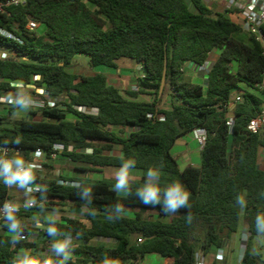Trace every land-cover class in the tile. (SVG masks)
Masks as SVG:
<instances>
[{
	"label": "trees",
	"instance_id": "16d2710c",
	"mask_svg": "<svg viewBox=\"0 0 264 264\" xmlns=\"http://www.w3.org/2000/svg\"><path fill=\"white\" fill-rule=\"evenodd\" d=\"M190 4L195 12L186 0H29L0 14V29L8 34H0V47L14 56L0 59V97L15 92L12 82L23 80L43 91L37 95L44 102L28 111L39 119L25 117L11 129L0 130V145L28 161L32 151H44L40 160L44 168H52L53 146L63 145L59 155L85 174L78 179L36 174L35 184L47 187L45 206L67 202L75 209L82 208V201L77 189L67 185L82 181L92 188L89 207L97 214H86L89 226L76 219L55 224L80 241L73 253L85 254L89 264H102L105 257L116 264H139L147 254L172 258V264H198L199 254L226 245L241 218L250 235L239 264H257L250 243L256 236L255 217L264 213V170L259 167L264 132H249L247 125L264 105V91L255 88L263 78L264 58L254 38L226 17L228 11L214 12L202 0H190ZM28 20L44 25V34L28 31ZM213 50L218 54L204 83H192L184 66L204 64ZM77 54L87 57L91 69H116L118 60H132L142 73L137 90H123L103 73H73ZM165 88L169 89L167 108L160 106ZM141 94L152 96V101H139ZM236 94L240 101L232 103ZM48 100L54 102L53 107L47 105ZM80 108H95L97 113ZM14 111L11 106L8 114ZM229 115L231 128L226 126ZM7 117L0 116V121ZM196 128L206 131L200 164L180 170L171 149ZM17 137L19 144L13 143ZM114 148L137 161L133 170L139 176L133 179L131 195L113 191L115 179L89 176L120 167L119 155L108 154ZM158 165H163L162 186L179 181L187 188L189 208L169 215L162 205L146 206L136 197L147 170ZM240 194L247 201L242 211L236 203ZM33 196L40 202L39 192ZM9 200V190L0 183V207ZM116 204L124 206L125 214L108 220L106 212ZM147 212L157 217H143ZM6 230L1 224L0 263L8 264L13 251L3 247ZM94 238L113 240L115 246L90 243Z\"/></svg>",
	"mask_w": 264,
	"mask_h": 264
},
{
	"label": "clouds",
	"instance_id": "9594fccd",
	"mask_svg": "<svg viewBox=\"0 0 264 264\" xmlns=\"http://www.w3.org/2000/svg\"><path fill=\"white\" fill-rule=\"evenodd\" d=\"M11 87L15 89L14 93L9 94L8 102L15 109L14 115L27 113L33 108L40 107V102L37 101L31 94V85L25 84L23 80L12 82ZM21 139L16 138L13 143L19 144ZM9 149L0 147V183H3L8 188H17L22 190L26 197L24 206L27 208L38 206L44 210L43 201L46 200L47 187L44 185L35 184L36 172L39 170V165L35 162L42 153L37 150L32 161L25 160L18 152H13L9 155ZM91 154V150H89ZM121 161L120 167L115 171V183L112 186L113 191L131 195V184L133 177L132 170L135 169L137 161L134 158L125 157L121 152L119 155ZM163 165L153 166L147 170L142 186L137 188L136 197L139 201L148 206L162 205V211L165 214L174 215L181 208H189L188 203L190 193L187 188L179 181H173L161 184V169ZM70 187L77 189V195L82 201V213L95 216L97 211L92 205L93 190L91 187L85 186L82 181H73ZM34 192H39L40 202L32 195ZM264 195V193H261ZM236 203L241 211L246 208L247 201L245 194H240L236 197ZM19 208L13 202H5L0 208V219L8 230L10 239L8 243L15 247L20 243L23 237L24 226L22 221L17 217L16 213ZM125 214V208L121 204L112 206L106 212V218L111 221L119 220ZM58 211H54L48 217V224L45 227L39 220L36 221L37 228H43L49 237H51L50 250L47 253H38L33 255L31 250L22 249L12 260L11 264H68L72 259L74 237L71 232H61L55 227ZM189 220L191 216L189 215ZM255 240L264 244V213H257L255 217ZM80 233H77V238ZM248 233L243 231L241 239L247 240ZM244 257V246L240 249V260ZM102 264H116L115 261L105 257Z\"/></svg>",
	"mask_w": 264,
	"mask_h": 264
},
{
	"label": "crops",
	"instance_id": "0c3cea01",
	"mask_svg": "<svg viewBox=\"0 0 264 264\" xmlns=\"http://www.w3.org/2000/svg\"><path fill=\"white\" fill-rule=\"evenodd\" d=\"M186 2L189 3L190 11L195 12L194 7L190 4V0H186ZM202 2L208 8H210L212 11L218 12V13H224L225 11H227V5L230 2V0H202ZM216 57L217 56H215V58ZM129 62H130V64L125 65V62L123 61V59H120L116 62V64H117L116 69H109V71L107 70L105 72H102L101 71L102 69L94 68V69L90 70V73H86V74L87 75H94L95 73H103L107 76V78L111 84L118 86L123 90H133V88L136 86L138 77L135 75L134 72H131V68L134 66L137 71L141 72V70H140V66H138L136 63H134L132 60H129ZM120 63H123V64L120 65ZM129 66H131V67H129ZM195 70H196V76H193V74H192L191 75L192 76L191 81L194 82L195 80H197V81L202 80L204 83V80H205L204 76L201 77L202 74H200L197 71L194 64L187 63L184 66V74L186 76H190V74L188 72H190V71L192 72ZM74 73L80 74L79 72L77 73V71ZM141 76H142V73H141ZM197 83L199 84L200 82H197ZM168 94H169V89H168V93L166 94L167 97H168ZM3 95L4 94H2L1 96H3ZM145 95L146 94L138 95L137 99L139 101H143V102H151L152 99L148 100L145 97ZM163 95H164V93L162 94V97H161V102H160L161 107H162ZM146 96H149V95H146ZM168 99L169 98H166L164 101H167ZM166 104H167V102L163 103V105H166ZM167 107H168V105H167ZM167 107H165V108H167ZM35 117H38V116H35ZM172 151H174V153L173 154L171 153V154L176 160L179 156L183 157V161L187 164L185 168L190 167V166H194V167L199 166V164H200V148L197 145L196 141L192 138L191 134H186L185 136H183L182 138L177 140L175 145L171 149V152ZM263 153L264 152L261 153V157H262ZM108 154L109 155H119V151L117 150V148H114V150L109 152ZM55 162H56V160L50 161V164L52 165ZM177 162H178V160H177ZM259 167H260V169L264 170V164H262L261 161H260ZM73 173H75V172L73 171ZM136 173H138V172L136 171ZM38 174L40 175V173H38ZM57 174H60L66 178L68 177L70 179H78V178H82L85 176V175H82V173L80 174V172H78V174H72V175L67 174V175H65L64 173L55 169L53 171V175H57ZM96 174L98 175L97 177H94V174L90 175V177L92 179L103 178V177H99L100 175L103 176V173H96ZM138 176H139V173L135 178H137ZM9 194L11 196V201L25 202V200L29 198V197H26L25 193L22 190L17 189V188H11V190L9 191ZM63 203H66L67 207H63L64 210L58 211V216L53 217V219H56V223H63L64 219H76V220H79L82 223H84L86 226H89V222L86 219L87 213H82V208L81 209H75L70 203H67V202H63ZM66 209H68V211H66ZM76 212H80L81 214H83V216L76 214ZM52 213L53 212H50L47 210H31V211L28 210V211H26L25 215L17 216L22 221L23 226H24V231H23L24 239H22L20 241V243L16 244L15 247H12L8 243L10 236H9L8 230H6L2 234V236H3V247L7 248L10 251L11 250L13 251V258L22 249L31 250L33 255H36L38 253H47L50 250L51 237H49L48 234H46V231L43 228H37L36 227V221L39 220L46 227L48 224V217ZM162 221L167 222L168 218H162ZM241 223H242L241 230L239 227V224H240V221H239L238 229H237L236 233H234L230 236L229 241L226 243V245L222 249L215 251V252L208 253L206 255L199 254L198 255V263H200V264H211L212 262H215V264H229L230 259H231V255H232V246L235 243V238L233 237V235H236L237 233H239L240 238H241V233L245 230L247 231V226L244 223L243 219H242ZM247 233H248V231H247ZM240 242H241V246L242 245L244 246V240L240 239ZM90 243H92V244H103L107 247H114L115 246V242L113 240L103 239V238H94L91 240ZM73 244L79 245L80 241L74 240ZM240 249H241V247H240ZM218 253L223 255L222 261L215 259V255ZM77 260H83V262L80 264H89L88 263V257L85 254L72 252V259L69 260V262L74 263ZM240 261L241 260H240V255H239L238 264L240 263ZM172 263H173L172 258H164V257H161V256L156 255V254H147L144 256V258L140 261L139 264H172ZM0 264H7V263H0ZM127 264H131V263H127Z\"/></svg>",
	"mask_w": 264,
	"mask_h": 264
},
{
	"label": "built area",
	"instance_id": "2783aa9c",
	"mask_svg": "<svg viewBox=\"0 0 264 264\" xmlns=\"http://www.w3.org/2000/svg\"><path fill=\"white\" fill-rule=\"evenodd\" d=\"M29 0H0V14H8V11L11 8H16V7H22L27 4ZM227 14L226 17L229 18L231 21L235 22L241 29L242 31L246 32L247 34L251 35L254 40L260 45L261 47V54L264 58V0H230V2L227 5ZM39 24L36 23L33 20H28L26 23L25 28L28 31H34L38 28ZM0 34L2 35H8L5 33L3 30L0 29ZM212 65V62L207 60L204 62V64L197 66L195 65L197 71L199 73H205L204 77L207 75L210 67ZM255 88L260 91H264V73H263V78L260 84H256ZM133 90H137V86L133 88ZM43 91L41 90V94ZM0 101L2 103H8V98L6 97H0ZM240 101V95L236 94L234 95L232 99V103L239 102ZM40 102V107L44 105V102L42 100H39ZM47 105L49 107L54 106V102L51 100H48ZM81 111L90 113V114H96L97 109L95 108H80ZM233 123V118L232 116H228L226 118V126L229 128L232 127ZM247 130L249 132L255 133L257 131L262 130L264 132V105L261 109V111L252 119L249 120L248 125H247ZM192 138L196 141L197 145L201 149L205 143L206 140V131L201 128H196L193 129L192 132L190 133ZM0 147H6L9 149V155H11L13 152H16L14 149L0 145ZM39 150L42 155L35 161L39 165V170L36 172V174L40 173L43 171V166L40 163V160L44 159L45 153L44 151L40 149H36L30 153L31 161L34 159V154ZM64 150V146L60 144H55L52 148V152L49 155L50 160H56L59 154ZM90 149H85L84 151L89 153ZM59 174H57L58 176ZM7 189L10 191L11 188ZM38 192H34L32 195L37 194ZM6 202H13L18 208L19 211L16 214H21L31 208H35L37 206H33L30 208H27L24 206V202L21 201H6ZM5 204V203H4ZM3 204V205H4ZM3 205L0 207L2 208ZM4 224V221L0 219V225ZM215 259L222 261L223 260V255L222 254H216ZM8 264H11L8 263ZM200 264V263H198Z\"/></svg>",
	"mask_w": 264,
	"mask_h": 264
},
{
	"label": "rangeland",
	"instance_id": "374dc122",
	"mask_svg": "<svg viewBox=\"0 0 264 264\" xmlns=\"http://www.w3.org/2000/svg\"><path fill=\"white\" fill-rule=\"evenodd\" d=\"M45 30H46V27L44 25H39L38 28L35 31H36V33L38 35H43ZM217 54H218V51L217 50H213L210 53V55L208 57V60L210 62H212L213 59L215 58V56H217ZM12 58H14V56L11 54V52L8 49L0 47V59L1 60L12 59ZM123 61L125 62V65L130 64L128 59H123ZM121 64H123V63H120V65ZM129 67H131V66H129ZM97 68L102 69L101 70L102 72H105L107 70L109 71V68H106V67H97ZM90 70H91V68H89L88 65H87V57L85 55H83V54H77L74 57V59H73V67H72L71 71L73 73L77 71V73L79 72L80 74L87 75L86 73H90ZM131 72H134L137 77H141V72L137 71L134 66L131 68ZM188 73L190 74V76H186V77L191 81V78H192L191 75L193 74V76H196V70L192 71V72L190 71ZM197 82H200L199 84H203L202 80H200V81L195 80L192 83L198 84ZM163 93H164V95H163V98H162V107L165 108L168 105V100L164 101L166 98H168L167 95H166L168 93V89L165 88L163 90ZM3 94L4 95L2 97L8 98L9 94H11V93H3ZM30 94L37 101H39L40 98L38 97L37 94H41V89H37V88L31 87ZM255 94H257L258 96H261L259 92H255ZM145 97L148 100L152 99V96H146L145 95ZM164 102H167V104L163 105ZM11 106H12L11 104L2 103L0 101V116H8L5 120L0 121V130H2V131L11 129L13 125H15L18 121H20L21 119H23L25 117H29L31 119H33V118L34 119H39L38 117L30 116L28 114V112L27 113H21L20 115H14V112H15L14 111L12 114L9 115L8 114V109ZM171 153L173 154L174 151H172ZM177 160H178V163H179L178 164L179 169L183 170L186 167V165H187L183 161V157L179 156L177 158ZM260 161H261L262 164H264V153L262 154V157H261ZM51 166H52V168H44L43 167V171L40 172V176L57 177V175H53V171L55 169L59 170L60 172L64 173L65 175H67V174H71V175L72 174H78V172L74 170L75 164L72 163L71 161H69L68 158H66L63 155H59L57 157V159H56V162L54 164H52ZM73 171L75 173H73ZM115 171L116 170H113V169H106L103 172V176L100 175L99 177H105V178L114 179ZM92 174H94V177L98 176L96 173H91L90 175H92ZM82 175H85V174L82 173ZM131 175H132L133 178H135L138 175V173H136V171L132 170ZM119 194L120 195H124V193H119ZM63 207H67L66 203L53 202V203H51L49 205H46L44 207V210H47V211H50V212L62 211V210H64ZM66 211H68V209H66ZM76 214H79L80 216H83V214H81L80 212H76ZM128 215H131V214H128ZM143 217L149 218V219H154L157 216L154 213H152V212H147V213L143 214ZM241 222H242V218H241L240 224H239L240 230H241V226H242ZM233 237L235 238V243L232 246V255H231V259H230L229 264H238V259H239V255H240V247H241V242H240L241 238H240L239 233H237L236 235H233ZM244 248H245V240H244ZM250 251H251V254L256 257L257 264H264V244H261L258 241H256L255 237L251 240Z\"/></svg>",
	"mask_w": 264,
	"mask_h": 264
},
{
	"label": "water",
	"instance_id": "95a60500",
	"mask_svg": "<svg viewBox=\"0 0 264 264\" xmlns=\"http://www.w3.org/2000/svg\"><path fill=\"white\" fill-rule=\"evenodd\" d=\"M200 74H202V73H200ZM204 75H205V73H203V74L201 75V77L204 76ZM249 235H250V233H248V236H249Z\"/></svg>",
	"mask_w": 264,
	"mask_h": 264
}]
</instances>
